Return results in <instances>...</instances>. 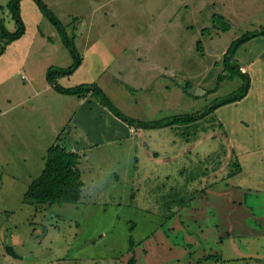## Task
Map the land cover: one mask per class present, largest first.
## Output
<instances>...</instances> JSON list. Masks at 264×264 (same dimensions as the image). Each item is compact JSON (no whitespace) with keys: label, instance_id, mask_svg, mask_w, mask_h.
<instances>
[{"label":"rangeland","instance_id":"374dc122","mask_svg":"<svg viewBox=\"0 0 264 264\" xmlns=\"http://www.w3.org/2000/svg\"><path fill=\"white\" fill-rule=\"evenodd\" d=\"M42 1L61 26L20 0L25 31L9 39L18 25L0 0V264H258L264 0ZM66 39L81 63L60 85L96 84L137 120L196 118L129 127L95 97L57 92L46 72L73 63ZM227 64L248 74L247 94L200 115L242 86ZM58 136L82 154L81 197L26 202Z\"/></svg>","mask_w":264,"mask_h":264},{"label":"trees","instance_id":"16d2710c","mask_svg":"<svg viewBox=\"0 0 264 264\" xmlns=\"http://www.w3.org/2000/svg\"><path fill=\"white\" fill-rule=\"evenodd\" d=\"M19 2L20 0H9L8 3L12 16L18 25V30L15 33H7L2 30L4 34L8 35L9 39H15L16 37L22 35L25 31L24 24L20 18ZM35 2L37 3L39 9L47 14L55 25H58L59 27L61 26L58 19L42 0H35ZM214 23L224 24L226 28L228 27V24L225 23L222 16H214ZM256 34L264 35V28L260 29ZM252 36H255V34L242 35L237 42L240 44ZM65 44L73 56V63L64 69L49 67L46 72V81L57 92L61 94L75 95L79 99L95 97L100 104L108 109L111 114L123 121L129 127L156 129L170 126L181 121H190L196 118L192 115H185L162 120H137L122 114L96 84L81 83L73 87L60 85L58 80L61 77L71 75L81 63V58L77 50L72 46V42L66 39ZM229 53L231 52L226 51L224 53L225 58L229 55ZM226 66V70L229 71L231 79L235 76L241 77L242 86L238 89V93H235L233 97L228 96L220 99L217 103L208 107L207 110L203 111L200 115H203L206 111H211L224 103L238 101L247 94L250 85V78L248 74L241 72L239 66L228 64ZM59 139L60 136L57 137L55 143L48 147L43 156V168L40 174L36 178L32 179L27 185L23 194L26 202L36 204H62L76 203L79 201L81 197V187L83 185V176L80 169L82 154L78 150L68 149L67 147L61 145L58 143ZM6 251L14 258L19 257L9 246L6 247ZM128 264H136L135 258L132 257Z\"/></svg>","mask_w":264,"mask_h":264},{"label":"crops","instance_id":"0c3cea01","mask_svg":"<svg viewBox=\"0 0 264 264\" xmlns=\"http://www.w3.org/2000/svg\"><path fill=\"white\" fill-rule=\"evenodd\" d=\"M100 6H101V4H100ZM79 106H80L81 108L85 109V105H84V104H80ZM40 163H41V167H42V166H43V163H42V162H40ZM230 185H231V184H230ZM230 185H229V186H230ZM231 186L234 187V188L236 187L237 189H240V188L242 187V186H240V185H238V186H233V185H231ZM236 188H235V189H236ZM237 189H236V190H237ZM231 231H232V228H231ZM232 243H234V242H232ZM233 245H234V244H233ZM234 246H235V245H234ZM234 250H236L238 253H241V254H242V252H244V251H239V250H237L236 247H234ZM244 256H245V255H244ZM263 262H264V258H260V259L258 260V264H264Z\"/></svg>","mask_w":264,"mask_h":264},{"label":"built area","instance_id":"2783aa9c","mask_svg":"<svg viewBox=\"0 0 264 264\" xmlns=\"http://www.w3.org/2000/svg\"><path fill=\"white\" fill-rule=\"evenodd\" d=\"M22 78L24 79V78H25V76H24V75H22Z\"/></svg>","mask_w":264,"mask_h":264}]
</instances>
